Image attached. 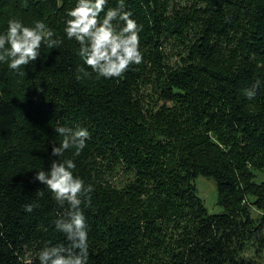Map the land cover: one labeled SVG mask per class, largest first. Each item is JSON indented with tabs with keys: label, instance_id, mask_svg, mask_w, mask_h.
Masks as SVG:
<instances>
[{
	"label": "trees",
	"instance_id": "obj_1",
	"mask_svg": "<svg viewBox=\"0 0 264 264\" xmlns=\"http://www.w3.org/2000/svg\"><path fill=\"white\" fill-rule=\"evenodd\" d=\"M187 1L126 0L143 26V62L119 78L77 79L79 42L64 33L76 0H0V32L13 17L44 20L63 40L42 44L22 73L0 63V264H40L42 247L66 243L54 224L65 208L34 179L66 158L94 187L81 206L89 264L264 260V0ZM59 126L89 130L78 156H51ZM201 176L214 179L222 213L198 196Z\"/></svg>",
	"mask_w": 264,
	"mask_h": 264
},
{
	"label": "clouds",
	"instance_id": "obj_2",
	"mask_svg": "<svg viewBox=\"0 0 264 264\" xmlns=\"http://www.w3.org/2000/svg\"><path fill=\"white\" fill-rule=\"evenodd\" d=\"M61 0H58V4ZM109 0H76L75 6L66 10L64 33L68 40L79 42L78 56L82 64L77 68V79L119 78L133 65L143 62L140 48V25L131 11H125L126 0H117V6L105 8ZM103 13V15H101ZM53 31L44 20H36L33 25L22 19H9L6 30L0 32V63L22 73V67L41 57V47L56 48L62 39H52ZM87 66V67H85ZM261 82L257 80L245 94L252 99L257 94ZM55 131L63 136L61 144H53L52 157H62L75 147L79 155L86 146L90 132L87 128L75 130L59 126ZM74 159H52L50 168L35 172L38 180L49 190L52 198L65 208L64 214L54 220L55 228L63 233L66 243L49 242L38 252L40 264H89V224L82 204L91 203L92 184L85 182L74 170ZM37 196H44L42 190ZM37 205H26L32 212Z\"/></svg>",
	"mask_w": 264,
	"mask_h": 264
},
{
	"label": "rangeland",
	"instance_id": "obj_3",
	"mask_svg": "<svg viewBox=\"0 0 264 264\" xmlns=\"http://www.w3.org/2000/svg\"><path fill=\"white\" fill-rule=\"evenodd\" d=\"M187 0H173V3L175 4V7H185L187 4ZM177 49H174L172 46L168 47L166 49L167 54H172ZM171 64H174L176 61V58L172 56L171 58ZM153 74H158L157 72H153ZM154 76V75H153ZM152 91V87H149L148 92ZM260 178L259 181H261L264 177V173L260 172ZM196 188H197V194L198 196L203 200L206 209L211 214H219L224 211L223 207L218 204V191L216 187V183L213 178L209 177H199L196 180ZM259 214H261V211L254 208L253 215L256 217ZM250 264H264V260L261 259H253L250 261Z\"/></svg>",
	"mask_w": 264,
	"mask_h": 264
}]
</instances>
